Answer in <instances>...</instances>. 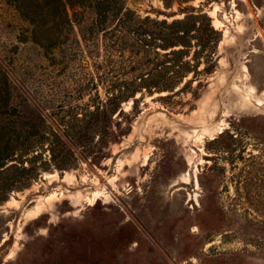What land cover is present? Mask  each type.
<instances>
[{"label": "rangeland", "instance_id": "obj_1", "mask_svg": "<svg viewBox=\"0 0 264 264\" xmlns=\"http://www.w3.org/2000/svg\"><path fill=\"white\" fill-rule=\"evenodd\" d=\"M63 1L77 33L92 22L96 0ZM50 5L0 0V264H264V0H118L192 30L127 76L182 78L123 102L79 36L48 19L35 44Z\"/></svg>", "mask_w": 264, "mask_h": 264}, {"label": "trees", "instance_id": "obj_2", "mask_svg": "<svg viewBox=\"0 0 264 264\" xmlns=\"http://www.w3.org/2000/svg\"><path fill=\"white\" fill-rule=\"evenodd\" d=\"M96 1L93 6L87 7L88 10L94 12L92 22L83 26L84 21L80 20V29L77 33L69 19L65 2L52 0V5L45 13L47 19L29 20L30 18H28L34 27L31 34L35 44L45 48L43 34L46 33V21L48 22V19H50L49 22L59 27L56 30L57 37H60L64 31L69 36L71 34L79 36L80 68L88 69V65L94 63L98 77L93 76L89 82L92 86L104 80L111 82V88L115 90L113 97L116 102L135 98L136 93L140 92L139 90L142 91L145 85L156 90H168L172 83H176L182 78L180 72H176L177 75L168 78L159 77L161 72L152 75V78L149 74L147 76L127 77L163 66L152 59L154 54L160 55V50L166 52L165 55L167 56L178 54L177 47L185 44L184 40L190 38L192 33L190 28L184 31L180 29L184 23L182 20L168 22L167 20H153L149 17L143 19L124 5L118 9V0ZM81 5L83 4L80 3V7H82ZM20 11L21 15L25 17V12ZM186 19L189 20V18ZM109 22L110 24L114 23L110 28ZM212 31L214 32V30ZM100 36L103 50L96 52L99 47ZM77 41H79L78 38ZM101 52H103L102 56ZM100 57H102V62L97 60ZM106 64L111 68H108ZM181 72L187 73L186 70ZM13 89L16 88L13 87L8 77L3 75V80H0V117L9 114L8 111L13 100ZM8 129V127L0 125L1 160H7L9 154H5V151L9 152L15 146L14 136L9 134Z\"/></svg>", "mask_w": 264, "mask_h": 264}]
</instances>
